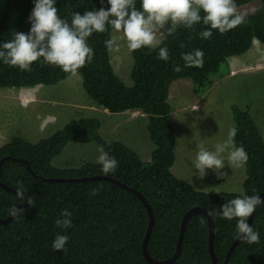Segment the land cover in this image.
I'll return each instance as SVG.
<instances>
[{
    "label": "trees",
    "instance_id": "16d2710c",
    "mask_svg": "<svg viewBox=\"0 0 264 264\" xmlns=\"http://www.w3.org/2000/svg\"><path fill=\"white\" fill-rule=\"evenodd\" d=\"M252 1L235 0L237 7L250 2H259L260 6L247 15L245 24L225 34L213 30L212 37L205 40L199 33L208 25L201 22L194 25V30L178 26L172 35L166 33L154 49L131 51L130 84L117 76L110 62L105 42L114 30L111 25H107L106 32L93 33L88 38L95 55L91 64L79 70L82 89L95 107L109 114L133 111L145 116L147 137L153 146L149 160L142 161L119 141L102 138L97 118L69 121L61 130L37 142L18 136L10 138L0 146V160L7 158L0 163V184L16 191L17 182L22 181L26 195L34 199L30 205L24 199L26 205L17 208L22 212L12 215L7 224H0V264H149L142 254L148 214L140 199L128 189L139 193L152 212L153 225L146 249L153 260L163 261L174 254L185 213L199 207L213 213L212 250L216 263L223 264L237 239L236 220L223 219L214 209L243 195L264 193V140L248 111L232 105L233 124L238 130L235 143L248 153L242 189L232 193L195 190L171 173L176 142L168 93L173 81L188 79L192 93L204 97L214 76L222 78L228 74L230 58L246 53L253 41L264 47V0ZM135 2L140 10L141 0ZM55 6L58 15L70 25L73 13L110 7L107 0H56ZM33 7L34 0H0V46L13 39L15 32L30 31ZM160 47L168 48L169 62L158 59ZM195 49L205 53L204 67H184L182 54ZM177 63L183 68L179 73L173 71ZM68 76L43 58L32 65L31 72L0 61V89L52 86ZM69 142L103 146L118 161L116 172L105 175L101 165L94 162L72 168L54 167L53 158ZM10 158L24 160L35 176L44 179L99 176L120 185L108 180L41 181L24 163ZM94 188L101 189L98 195H90ZM24 200L0 186V219ZM63 209L72 213V227L66 231L55 224ZM250 226L259 232L260 242L249 244L240 239L229 253L227 264H264V204L252 214ZM58 233L68 235L67 251L52 248ZM208 234L207 218L201 214L191 216L184 226L180 252L171 264H211Z\"/></svg>",
    "mask_w": 264,
    "mask_h": 264
},
{
    "label": "rangeland",
    "instance_id": "374dc122",
    "mask_svg": "<svg viewBox=\"0 0 264 264\" xmlns=\"http://www.w3.org/2000/svg\"><path fill=\"white\" fill-rule=\"evenodd\" d=\"M259 6V2H250L237 7V13L248 15ZM170 26L171 21L157 34V41L166 35ZM110 39L119 45L118 51L109 50L113 70L125 84H130L131 50L122 32L112 30ZM228 66V74L222 78L214 76V83L204 97L192 93L188 79L173 81L168 93L176 142L171 173L195 190L208 193H232L242 189L244 167L232 166L227 152L222 154L226 165L221 170L226 173L223 178L218 179L213 170L206 169L207 174L201 179L195 169L201 145L215 151L216 144L228 138L229 129L234 125L232 105L248 111L264 140V47L253 41L246 53L230 58ZM102 113L105 112L87 97L79 77L68 76L52 86L0 89V146L16 136L37 142L61 130L69 121L97 118L101 122L102 138L119 141L136 152L142 161L149 160L153 146L147 137L145 116L133 111L107 117ZM97 156L94 144L69 142L51 164L56 168L79 167L86 162L97 163Z\"/></svg>",
    "mask_w": 264,
    "mask_h": 264
},
{
    "label": "clouds",
    "instance_id": "9594fccd",
    "mask_svg": "<svg viewBox=\"0 0 264 264\" xmlns=\"http://www.w3.org/2000/svg\"><path fill=\"white\" fill-rule=\"evenodd\" d=\"M55 3L56 0H34L29 16L30 31L27 34L15 32L13 39L4 42L0 46V61L21 71L31 72L32 65L43 58L45 63L59 67L70 77L82 79L79 70L91 64L95 55L87 40L93 33L106 32L107 25H111L116 32H122L128 48L137 51L142 48L154 49L160 43L156 39L157 34L169 21L171 26L167 28L168 35H172L178 26L194 30V25L201 22L208 25L206 30L199 33L205 40L212 37L213 30L225 34L247 22L246 14L237 13L235 0H141L140 10L136 8L135 0H107L110 6L107 10L101 7L99 10H86L83 14L73 13L71 25L58 15ZM105 43L109 50H119L115 40L109 39ZM204 56L203 50L195 49L183 53L181 59L186 68H203ZM158 59L170 61L167 47L159 48ZM173 71L179 73L183 68L177 63ZM237 131L233 125L229 129L228 138L216 144L215 151L200 146L195 164L199 178L207 174L206 169L213 170L218 179L223 178L226 173L221 170L226 165L222 154L225 152L232 166H246L248 153L242 145H236ZM97 152V163L101 165L102 173H115L118 161L103 146H98ZM100 190L94 188L90 195H98ZM16 196L21 200L26 199L29 205L34 199L26 195L22 181L17 182ZM261 204H264V200L259 195H243L223 203L214 211L223 219H235L237 238L253 244L260 242V234L247 221ZM20 212L22 210L13 209V215ZM212 214L209 212V215ZM55 224L61 230L70 229L72 213L63 209ZM68 242V235L58 233L52 248L55 251H67Z\"/></svg>",
    "mask_w": 264,
    "mask_h": 264
},
{
    "label": "water",
    "instance_id": "95a60500",
    "mask_svg": "<svg viewBox=\"0 0 264 264\" xmlns=\"http://www.w3.org/2000/svg\"><path fill=\"white\" fill-rule=\"evenodd\" d=\"M7 158H4V159H1L0 160V163L5 160ZM10 160H15L17 162H21V163H24L26 166H27V163L22 160V159H19V158H10ZM27 169L28 171L35 177V179L37 180H41V181H46V182H67V181H71V182H85V181H92V180H108V181H111L115 184H118L120 185L118 182H115L107 177H86V178H80V179H70V180H65V179H55V178H52V179H44V178H41L39 176H35L32 171L29 169V167L27 166ZM0 186L9 191V192H12V193H15L16 194V191L11 189V188H8L2 184H0ZM123 186V185H121ZM131 193H133L135 196H137L140 201L142 202V204L144 205L146 211H147V214H148V218H149V222H148V227H147V231H146V234L144 236V239H143V242H142V254H143V257L144 259L146 260L147 263L149 264H171L175 258L178 256L179 252H180V242H181V238H182V233H183V230H184V226H185V223L186 221L193 215L195 214H201V215H204L206 218H207V224H208V250H209V253H210V257H211V264H217L216 263V260H215V257L213 255V250H212V238H213V228H212V217L211 215H209V213L205 210V209H202V208H199V207H196V208H192L190 209L189 211H187L182 219V222H181V227H180V233H179V236H178V243H177V246H176V250L174 252V254L166 259V260H163V261H155L153 260L147 253V249H146V244H147V239L149 237V234L151 232V229H152V225H153V219H152V212L149 208V206L147 205L146 201L144 200V198L139 194L137 193L136 191H134L133 189H128ZM260 198L263 200L264 199V193H261L259 194ZM26 205V200L23 201V203H21L18 207L16 208H20L22 206H25ZM12 215H13V210L9 213V215L4 218V219H0V224L1 225H4V224H7L11 218H12ZM251 219H252V216L248 218V221L247 223L250 225V222H251ZM240 239L237 238L231 245L229 251L227 252L226 254V257H225V260L223 262V264H227V259H228V255L229 253L231 252V250L234 248V246L236 245V243L239 241Z\"/></svg>",
    "mask_w": 264,
    "mask_h": 264
},
{
    "label": "crops",
    "instance_id": "0c3cea01",
    "mask_svg": "<svg viewBox=\"0 0 264 264\" xmlns=\"http://www.w3.org/2000/svg\"><path fill=\"white\" fill-rule=\"evenodd\" d=\"M102 111L105 112V113H102V115H104V116H106V117H107V116H110L109 113H107L106 111H104V110H102Z\"/></svg>",
    "mask_w": 264,
    "mask_h": 264
}]
</instances>
